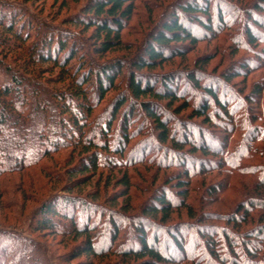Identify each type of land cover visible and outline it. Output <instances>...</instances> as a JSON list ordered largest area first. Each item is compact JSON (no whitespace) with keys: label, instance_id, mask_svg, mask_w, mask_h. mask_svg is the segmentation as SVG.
I'll use <instances>...</instances> for the list:
<instances>
[{"label":"rangeland","instance_id":"rangeland-1","mask_svg":"<svg viewBox=\"0 0 264 264\" xmlns=\"http://www.w3.org/2000/svg\"><path fill=\"white\" fill-rule=\"evenodd\" d=\"M87 1L0 0V14L20 22L17 29L23 30L25 37L31 34V40L47 24L59 31H75L80 38L88 39L92 30L83 33L81 28L64 21L66 16L80 11ZM194 1L203 6L209 5L212 16L200 17L203 22L212 24L213 34L196 24L192 28L197 42H185L184 56L172 59L162 68L150 70L148 74L150 77L158 73L179 75L180 90L196 105L203 103L204 96L192 84L182 80V73L192 70L202 83L218 88L222 100L230 103L229 118L221 117L222 121L216 120L220 112H216L208 123L202 118L192 119L190 109L177 114L181 102L171 107L166 102L162 105L170 111L171 117L177 115L170 124L177 127L178 137H183L181 127L186 125L191 128L189 134L197 141L198 132L204 131V142L216 148L220 155L206 157L198 152L191 156L193 152L189 148H184L182 153L170 151L167 148L169 144L157 141V126L138 106V116L132 121L133 129H136L132 141L126 147L123 158L118 159L121 166L114 170L115 165L112 168L102 165L98 171L85 175V179H90L87 185L71 183L72 178L77 177L70 176L71 168L81 160L80 151L73 147L51 151L27 169H14L4 174L0 178V252L13 247L8 264L13 260L14 264H19L18 257L26 259L27 264H86L90 261L94 264H122L125 259L123 251L137 247L132 228L134 221L141 223L139 216L152 204L155 194L169 193L179 203L181 199L178 196L182 193L178 184L180 179L189 185L186 187L189 191L187 203L195 208V218L188 217L185 209L180 213L175 211L169 222H163L161 216L151 217L156 225L146 223L147 231L152 233L151 236L154 233L160 237V247L166 254L176 257V264H222L217 256H209L203 238L198 237L197 224L202 223V214L215 211L225 215L234 213L241 202L264 201V3H261L262 0H135L134 14L124 32L126 46H132L133 50L116 52L113 57L126 58L124 55L144 51L151 34L157 32L174 12L178 13L180 8ZM251 32L257 41L251 40ZM20 53V49L7 50L0 46V83L10 81L5 71L7 67L22 71L26 56ZM207 60L209 63L205 64ZM242 66H246L245 71H242ZM52 74L57 73L44 71L38 78L28 76L33 78L34 84L55 90L60 86L49 82ZM127 74L125 71L120 78L118 88L121 90L126 88ZM257 85L263 89L260 95L254 94ZM118 96L117 89L109 93L95 112L93 122L108 119L107 104ZM248 96L253 102L247 103ZM27 145L30 147V143ZM29 150L25 152L26 158L32 157ZM111 158L116 159L115 155ZM205 166L210 172L202 170L201 167ZM124 174L128 176L129 185L120 184ZM209 187H224V190L210 198ZM46 201L75 215L79 224L91 221L89 227L97 231L93 236L100 246L99 257L83 255L77 258L74 255L73 251L83 237L75 239L58 230L49 232L36 228V216ZM259 213L254 211V218ZM208 217L210 220L203 222L213 225L208 234L222 236L228 232L238 242H242V229L248 230L258 224L256 219L243 228L239 226L238 235L235 228L219 217ZM110 218L115 219L123 229L114 244L111 233L104 227V221ZM60 223L62 226L66 224L62 220ZM170 223L172 227L165 229ZM176 230L186 237L184 254L175 251L168 240V231ZM257 233V230L252 232L258 238ZM232 261L228 264H259V260L246 263L242 254Z\"/></svg>","mask_w":264,"mask_h":264},{"label":"trees","instance_id":"trees-1","mask_svg":"<svg viewBox=\"0 0 264 264\" xmlns=\"http://www.w3.org/2000/svg\"><path fill=\"white\" fill-rule=\"evenodd\" d=\"M134 1L88 0L80 11L66 16L65 24L79 27L83 33L92 30L88 39L80 38L75 31H59L47 24L46 28L31 40V34L25 37L23 30L17 29L20 22L0 14V46L7 50L20 49V54L26 56L22 71L7 67L5 71L10 81L0 83V178L14 169H27L29 165L39 162L42 155L48 156L51 151L70 147L80 151L81 159L80 163L71 168L70 176H77L72 178L71 183L77 186L87 185L90 179H85V175L98 171L105 164L108 168L115 165L116 170L121 166L118 159L123 158L135 133L132 121L138 116V106L157 126V141L169 144L170 147L167 148L170 151L182 153L184 148H189L193 152L191 156L198 152L206 157L220 155L216 148L204 142V131L198 132V142L189 134L191 128L186 125L181 127V130H184L183 137H178L177 127L170 124L176 120L177 115L171 117L170 111L162 105V102H166L171 107L181 102L177 114L190 109L192 119L202 118L208 123H211L216 112H220V117H216V120L222 121L221 117L229 118L227 114L230 111V103L222 100L218 88L202 83L192 70L187 71V74L182 73V80L192 84L204 96L203 103L196 105L180 90L179 75L178 78L176 74L158 73L152 75V78L148 74L151 73L150 70L162 68L172 59L184 56L185 42H197L192 28L196 24L213 34L212 24L203 22L200 17L212 16L209 5L203 6L195 1L186 4L178 13L174 12L157 32L151 34L144 51L124 55L126 58L113 57L116 52L133 50L132 46H126L124 32L134 14ZM261 3H264V0ZM257 8L261 6L257 5ZM250 37L252 41H257L252 32ZM176 45L179 47L173 48ZM130 56L134 57L128 60ZM207 63L208 60L205 61V64ZM245 67H241L242 71H245ZM44 71L56 72L57 74H52L48 80L60 87L50 90L32 82L33 78L40 77ZM125 71L128 73L126 88L121 90L118 87ZM116 89L119 96L113 99L111 104H107L108 119L105 122L103 119L93 122L101 103ZM254 91V94L260 95L263 89L257 85ZM248 102H253L250 96ZM27 143H30V147ZM27 149L32 153L31 158H26ZM111 155H115L116 159L111 158ZM201 168L210 172L208 166ZM120 182L124 185L130 184L126 174L121 177ZM178 184L179 190H182L178 196L181 199L179 203L169 193L155 194L152 204L139 216L141 223L134 221L135 226L132 228L135 230L137 247L123 251L125 259L122 264L178 262L174 255L166 254L160 247V237L154 233L151 236L152 233L148 232V227L145 226L146 223L156 225L152 218L158 216H161L163 222H169L175 211L180 213L182 209L186 210L188 217L195 218V208L187 203L188 184L186 185L184 179H180ZM223 190L224 187H209L207 191L212 198ZM64 211L51 201H46L36 216V228L49 232L58 230L60 233L72 235L75 239L83 237V241L73 251L74 255H77V258L83 255L99 257L100 246L95 235L93 236L97 231H92L89 227L91 221L79 224L75 215ZM254 211L260 212L256 218ZM202 216V223L197 224V234L203 238L209 256H217L220 263L228 264L233 263L232 260L242 254L246 263L259 260V264H264V201H251L250 204L241 202L234 213L219 215L215 211H205ZM208 216L219 217L235 228L238 235L241 230L239 226L242 225L243 228L256 219L258 224L248 230L242 229V242H238L237 238L228 232L222 233V236L208 234V230L213 226L203 223L210 220ZM60 220L66 223L65 226H62ZM172 225H166L165 229L169 230ZM120 226L113 218L104 221V227L111 233L113 244L123 230ZM254 230H257L258 238L252 234ZM168 232V240L174 245L175 251L184 254L186 237L180 235L178 230ZM12 248L11 246L0 252V264H8ZM17 259L19 264H27L26 259ZM11 264H14V260ZM86 264H94V261Z\"/></svg>","mask_w":264,"mask_h":264}]
</instances>
